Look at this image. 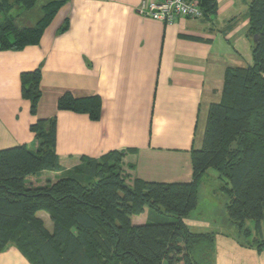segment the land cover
Wrapping results in <instances>:
<instances>
[{"label": "crops", "instance_id": "obj_1", "mask_svg": "<svg viewBox=\"0 0 264 264\" xmlns=\"http://www.w3.org/2000/svg\"><path fill=\"white\" fill-rule=\"evenodd\" d=\"M50 1L62 0H40L36 9L16 8L11 17L20 28H32L33 16L39 18ZM160 1L68 0L38 45L0 49V151L22 145L37 150L31 127L56 119V152L65 170L117 151L125 154L130 180L191 183L192 151L203 145L209 109L222 100L227 69L252 64L254 0H217L216 13L173 25L140 14L144 5ZM37 70L42 98L32 114L21 77ZM67 93L97 97L99 121L61 111L59 100ZM59 175L45 172L37 184L56 182ZM39 214L53 231L50 216ZM132 222L147 224L149 212ZM260 256L264 261V252ZM0 264L32 263L11 244Z\"/></svg>", "mask_w": 264, "mask_h": 264}, {"label": "trees", "instance_id": "obj_2", "mask_svg": "<svg viewBox=\"0 0 264 264\" xmlns=\"http://www.w3.org/2000/svg\"><path fill=\"white\" fill-rule=\"evenodd\" d=\"M196 1L203 15L198 20L217 12V0ZM67 2L43 4L36 25L20 28L12 11H32L40 0H0V49L38 45ZM249 20L252 64L227 69L222 100L209 109L203 145L192 151L191 183L130 180L123 168L125 154L117 151L65 170L56 152L57 120H41L31 127L37 150L22 145L0 151V254L13 244L32 264H200L201 251L212 250L216 240L189 224L206 176L219 185L239 237L254 236L252 245L263 253L264 0L251 3ZM21 79L23 96L36 114L41 71ZM59 109L88 114L94 121L101 116L97 97L77 99L67 93ZM45 172L60 175L56 182L38 185ZM146 210L149 222L134 226L132 218ZM40 212L50 216L52 232Z\"/></svg>", "mask_w": 264, "mask_h": 264}, {"label": "rangeland", "instance_id": "obj_3", "mask_svg": "<svg viewBox=\"0 0 264 264\" xmlns=\"http://www.w3.org/2000/svg\"><path fill=\"white\" fill-rule=\"evenodd\" d=\"M33 18L38 20V13ZM50 178L53 179V176L50 175ZM218 190L215 180L206 176L200 187L199 206L189 220L194 232H211L216 237L212 250L201 251L200 264H264L261 254L252 245L254 236L248 239L239 237L225 212L226 198ZM39 215L49 219L45 212ZM49 230L52 231L51 224Z\"/></svg>", "mask_w": 264, "mask_h": 264}, {"label": "built area", "instance_id": "obj_4", "mask_svg": "<svg viewBox=\"0 0 264 264\" xmlns=\"http://www.w3.org/2000/svg\"><path fill=\"white\" fill-rule=\"evenodd\" d=\"M140 14L167 25L175 24L179 19L198 20L202 18L199 1L196 0H161L144 5Z\"/></svg>", "mask_w": 264, "mask_h": 264}]
</instances>
